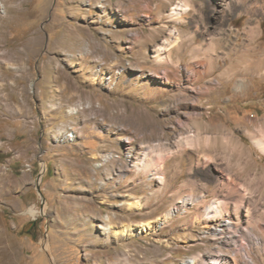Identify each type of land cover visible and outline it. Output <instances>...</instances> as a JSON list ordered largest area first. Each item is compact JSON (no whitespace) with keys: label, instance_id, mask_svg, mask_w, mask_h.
<instances>
[{"label":"rangeland","instance_id":"1","mask_svg":"<svg viewBox=\"0 0 264 264\" xmlns=\"http://www.w3.org/2000/svg\"><path fill=\"white\" fill-rule=\"evenodd\" d=\"M218 252L264 264V0H0V264Z\"/></svg>","mask_w":264,"mask_h":264},{"label":"bare ground","instance_id":"2","mask_svg":"<svg viewBox=\"0 0 264 264\" xmlns=\"http://www.w3.org/2000/svg\"><path fill=\"white\" fill-rule=\"evenodd\" d=\"M9 1L10 2H14L16 0H9ZM16 7H18V6H16ZM181 7H183V6H181ZM179 9H181V8H179ZM7 12H8V10H7ZM20 53H22V52H20ZM72 110H78V107L74 106L72 108ZM150 164H151V157L149 156V157H147L144 160L143 165H141V166L139 165L137 168L138 169H141L142 171H144V170H147L148 171V170H151ZM195 198H192L191 196L187 195V196H184V198H182V197H181V199L179 198L180 201H178V200H176V201L180 202L181 204L179 206L182 207L186 203H191V202L195 201ZM239 204L240 203H238V205H234L233 206V209L230 211L229 209H227L224 206V202L221 201V199H218V200L216 199V200H214L213 204H211L209 206L207 205V207L204 208L205 209L204 212L206 213L207 217H209V221L213 222V220H216L215 223L218 225L216 228H218L219 231L218 232H213L214 235L218 234L219 235V238H223L222 240H224V243H228V241H229L228 239L231 237L230 235H231L232 229L234 230V228H235V230H236V227L237 228L238 227L239 228L240 227L243 228L245 226L243 223L245 221H247V222H245L246 225L248 223V220L247 219L244 221V218L241 219V217H240V214L243 213V209H241V207L239 206ZM179 206H176V208H178ZM31 211L33 212V214H36V212H37L36 210H35L36 211L35 212L34 209H31ZM227 212H229V215L228 216H227V214H228ZM246 215H248V213ZM172 217H173V214L171 213V211H167V212L164 213V221H169L170 219H172ZM207 217H205V218H207ZM218 221H219V224H218ZM205 223L206 224H204V228L213 229L215 227V223H208V222H205ZM147 226H150V222H148L147 224H144L142 228L145 229V227H147ZM249 228H251V227H249ZM130 230H132V226L131 225H124L122 227V229L116 230L115 233L116 234H125L128 231H130ZM145 230L147 231V228ZM227 236H229V237L227 238ZM44 247L47 248L48 245L46 244ZM209 259H205V258H203L200 255L199 256L198 255H195V256L190 257L187 261H185L184 264H199V263L200 264H233L232 262L235 260L234 256H228V255H225V254H223L221 252H218V253H216L214 255L213 254L212 255L210 254V258Z\"/></svg>","mask_w":264,"mask_h":264}]
</instances>
